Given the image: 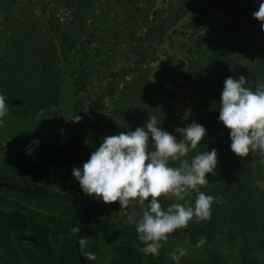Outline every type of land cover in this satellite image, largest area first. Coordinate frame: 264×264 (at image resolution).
Listing matches in <instances>:
<instances>
[{
    "label": "trees",
    "instance_id": "obj_1",
    "mask_svg": "<svg viewBox=\"0 0 264 264\" xmlns=\"http://www.w3.org/2000/svg\"><path fill=\"white\" fill-rule=\"evenodd\" d=\"M199 1L0 0V26L6 31L0 94L9 109L26 119L58 109L65 66L73 64L74 114L82 119L60 132L54 155L80 167L99 146L103 130L110 135L135 130L149 115L173 134L192 122L203 125L206 137L186 159L213 148L218 152L214 175L208 174L209 183L199 187L214 197L210 216L194 218L169 236L196 245L201 237L206 242L227 234L243 241L241 261L234 264H264V187L257 184L264 181V155L237 156L229 147L230 130L218 121L226 78L244 75L252 90L264 84V31L253 17L260 0H216L180 27ZM173 37L204 41L211 48L212 67L204 65V52L178 56L167 51ZM0 181L10 183L0 187V231L32 225L33 244L26 249L30 264H82L79 235L85 239L83 256L96 264L88 255L99 250L93 244L95 221L108 241H124L112 264H142L136 246L128 244L141 246L135 225L118 232L107 218L100 220L103 207L83 193L72 173L61 181L34 171L4 173ZM188 195L189 204L194 203L196 192ZM32 199L49 206L48 221L28 206ZM159 201L163 208L181 203L170 195ZM111 205L120 207L118 201ZM124 210L131 221L142 215L138 204ZM74 227L80 233H73ZM196 264L230 263L215 252Z\"/></svg>",
    "mask_w": 264,
    "mask_h": 264
},
{
    "label": "clouds",
    "instance_id": "obj_2",
    "mask_svg": "<svg viewBox=\"0 0 264 264\" xmlns=\"http://www.w3.org/2000/svg\"><path fill=\"white\" fill-rule=\"evenodd\" d=\"M253 17L260 21L261 31H264V0H260ZM246 83L244 75L226 78L218 108V121L230 130L229 147L239 157L257 151L264 155V84L252 90ZM7 113L6 97L0 94V126ZM65 119L78 123L82 118L74 114ZM174 132L166 131L159 126L155 116L149 115L135 130L103 137L82 167L73 166L72 169V176L87 196L102 199L105 204L118 201L121 209L133 203L141 206L142 215L132 221L143 245L139 251L154 257L159 255L169 234L186 228L194 218L207 219L214 200L211 195L199 191V187L209 183L208 174L214 175L218 164L217 150H205L191 160L186 159L206 137V128L192 122L176 127ZM40 143L39 138H34L25 146V152L32 155ZM170 161H179V165L172 167ZM257 184L264 187V181H257ZM190 191L196 192L192 204L173 202L163 208L159 201L162 195L184 201ZM135 215L133 211L132 216ZM71 231L80 233L81 228L74 227ZM203 243L201 237L196 247ZM78 244L85 245L84 237H79ZM88 255L94 259L93 254ZM169 255L179 264L186 249L183 245L177 246Z\"/></svg>",
    "mask_w": 264,
    "mask_h": 264
},
{
    "label": "rangeland",
    "instance_id": "obj_3",
    "mask_svg": "<svg viewBox=\"0 0 264 264\" xmlns=\"http://www.w3.org/2000/svg\"><path fill=\"white\" fill-rule=\"evenodd\" d=\"M216 0H200L194 10L186 16L180 24V27L189 24L202 9L214 4ZM6 31L0 26V55L5 45ZM167 51L184 56L191 51L204 52L201 58L207 69L214 64L210 59L212 55L211 48L202 40L196 38L183 39L173 37L166 43ZM70 61L71 57L69 58ZM74 60V59H73ZM73 64L70 62L65 66V75L62 82V101L58 109L43 112L40 115L26 119L16 115L8 108L4 123L0 126V175L4 173L29 172L34 171L41 176L61 181L72 173L73 164L61 162L55 158L54 151L57 149L58 135L67 126L65 118H70L74 114L76 105V95L73 83ZM110 134L103 130L100 142L103 137ZM34 138H39L40 145L32 155L25 152V146ZM99 147V146H98ZM98 199V198H97ZM103 207V215L100 220L108 219L112 229L121 232L126 225L133 224L129 217L125 215V210L113 207L111 204H105L102 199H98ZM190 196L187 195L181 203L189 204ZM28 206L44 214L41 221H48L50 211L49 206L42 201L32 199ZM93 244L99 245V250L95 254L96 264H112L118 254V248L124 241L110 242L104 235L101 225L98 221L94 223ZM32 225H23L18 229H3L0 231V264H5L10 260L15 264H30L26 256V249L32 246L31 239ZM141 243V242H140ZM128 244L142 247L139 243L128 242ZM183 245L186 249V255L179 259V264H196L207 261L212 253H220L230 264L241 261V239H232L227 234L219 235L213 241H206L201 246L175 239L169 236L168 241L163 243L158 256L145 255L140 253L142 264H176L171 258L170 253L177 247ZM58 251V249H57Z\"/></svg>",
    "mask_w": 264,
    "mask_h": 264
},
{
    "label": "water",
    "instance_id": "obj_4",
    "mask_svg": "<svg viewBox=\"0 0 264 264\" xmlns=\"http://www.w3.org/2000/svg\"><path fill=\"white\" fill-rule=\"evenodd\" d=\"M2 186L8 187V186H10V183L8 181H0V187H2ZM79 237H80V235H79ZM77 255H78L80 261L82 262V264H88L87 260L85 259V257L83 256V254L81 252L80 245L78 244V241H77Z\"/></svg>",
    "mask_w": 264,
    "mask_h": 264
}]
</instances>
